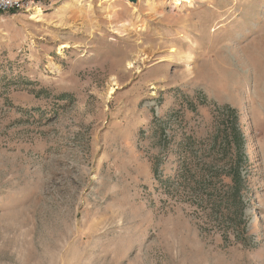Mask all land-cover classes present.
I'll return each mask as SVG.
<instances>
[{
    "label": "rangeland",
    "instance_id": "obj_1",
    "mask_svg": "<svg viewBox=\"0 0 264 264\" xmlns=\"http://www.w3.org/2000/svg\"><path fill=\"white\" fill-rule=\"evenodd\" d=\"M36 8L0 14V264H264V0Z\"/></svg>",
    "mask_w": 264,
    "mask_h": 264
},
{
    "label": "trees",
    "instance_id": "obj_2",
    "mask_svg": "<svg viewBox=\"0 0 264 264\" xmlns=\"http://www.w3.org/2000/svg\"><path fill=\"white\" fill-rule=\"evenodd\" d=\"M227 177H229L230 182L228 184H224V187L227 190L223 197L226 198V206H232L231 208H235L236 218H238L239 212L241 210L240 195L243 189L244 180L239 172V167L237 165H233L229 168ZM186 183L183 184L185 186L184 189H186ZM195 183H199V181ZM207 203H210V201L208 200ZM211 206L212 210L219 208L217 201H212ZM231 208H229L228 211L231 210Z\"/></svg>",
    "mask_w": 264,
    "mask_h": 264
},
{
    "label": "bare ground",
    "instance_id": "obj_3",
    "mask_svg": "<svg viewBox=\"0 0 264 264\" xmlns=\"http://www.w3.org/2000/svg\"><path fill=\"white\" fill-rule=\"evenodd\" d=\"M75 3L76 4H78V2H75V1H72V2H68V3H66L63 7V10H62V12H64V13H68V14H73V15H76L78 18H82V17H84L85 15H84V11H85V8H84V5L83 4H80L79 6H76L75 5ZM44 14V12H43V9H42V7L40 8V7H38V8H36L34 11H33V13H32V15H31V17H29V20L30 21H32V20H41V16ZM63 14V13H62ZM72 15V16H73ZM70 16V15H69ZM176 52V50H172V52L171 53H175ZM173 56H174V54H173ZM143 57V61H146L147 60V58H145L146 56H145V54H142V53H137V54H135L133 57H132V60H130L129 61V63L127 64V66L128 67H132V65L134 64V62H136V61H138V60H140L141 58ZM141 60V61H142ZM110 91H113V89H110Z\"/></svg>",
    "mask_w": 264,
    "mask_h": 264
},
{
    "label": "built area",
    "instance_id": "obj_4",
    "mask_svg": "<svg viewBox=\"0 0 264 264\" xmlns=\"http://www.w3.org/2000/svg\"><path fill=\"white\" fill-rule=\"evenodd\" d=\"M43 0H0V14L29 13Z\"/></svg>",
    "mask_w": 264,
    "mask_h": 264
},
{
    "label": "water",
    "instance_id": "obj_5",
    "mask_svg": "<svg viewBox=\"0 0 264 264\" xmlns=\"http://www.w3.org/2000/svg\"><path fill=\"white\" fill-rule=\"evenodd\" d=\"M128 1H130V2H134V3L136 2V0H128Z\"/></svg>",
    "mask_w": 264,
    "mask_h": 264
}]
</instances>
